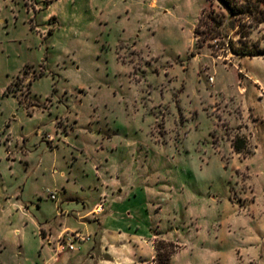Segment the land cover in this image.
<instances>
[{
  "label": "rangeland",
  "instance_id": "rangeland-1",
  "mask_svg": "<svg viewBox=\"0 0 264 264\" xmlns=\"http://www.w3.org/2000/svg\"><path fill=\"white\" fill-rule=\"evenodd\" d=\"M212 11L215 0H0V264L106 257L94 240L58 262L41 248L42 224L102 232L79 224L78 199L106 200L101 223L114 213L105 227L145 240L118 244L123 264L152 254L151 232L171 264H264V58L229 50L232 23L200 47ZM248 41L264 50V23Z\"/></svg>",
  "mask_w": 264,
  "mask_h": 264
},
{
  "label": "crops",
  "instance_id": "crops-1",
  "mask_svg": "<svg viewBox=\"0 0 264 264\" xmlns=\"http://www.w3.org/2000/svg\"><path fill=\"white\" fill-rule=\"evenodd\" d=\"M56 135L58 136V138L51 145V148L54 151H56L59 148L60 143L64 141L62 137L63 133L60 132L59 134L57 132ZM54 171L56 172L57 170L55 169ZM74 186H77V188L81 191H83L86 187L83 181H77V180H75ZM99 192H100V198L106 199L107 197L106 190L103 188V186L101 187V190ZM121 197L122 196L118 195L115 199L119 201ZM55 201H58V198L55 199ZM77 202L78 204H82L81 205L82 207L80 206V211H77L78 220H80L79 224L86 228L93 221H98L102 226V232L100 234L98 233L96 237L93 238L91 235L84 234L83 232L77 230L76 228H71L65 222L60 224L61 228L57 233H55L51 227L47 228L46 225L42 224L38 226L39 233L41 235V241H40L41 248L42 250L53 253L52 259L54 260V262H58L61 260V256L65 253V250L68 249V251L71 252L79 251L81 249L79 245L94 240V247L92 248V250L99 249L101 252H105L106 257L100 256L99 259L94 261L95 258L93 255H91V253L88 255H85L83 253V262L88 260L89 264H123V260L120 259L118 244L119 245L121 244L123 247H127L128 249L132 250L131 243H134V245L139 246L138 244H142V242L145 241L141 238L140 235L123 230L120 227H118L117 229L114 228L112 229L110 226L105 227L110 217L117 219L114 216V213L108 214V212L106 211V213H104L105 215H103L104 221L103 223H101L100 215L105 210L104 204L106 200L103 202H97L93 205L86 203L82 199H78ZM57 205H58V209L62 208V205L60 203H58ZM78 206L79 205H76V207ZM73 207L75 206H72V204H68L66 206V210H61L62 216L64 214H69L70 213L69 209H72ZM64 234H67L66 238H69L70 236L74 237L75 239L74 249L71 250L67 247L66 243H62L61 237ZM150 235L151 236L149 237V239L146 240L145 243L148 244L149 247L151 248L152 254L150 256H141V255L138 256L137 262L136 260H134L133 264H156L155 261L156 250H155L153 237H157V236H155L152 232ZM76 242H79V245ZM77 257L78 255L76 253H73L72 255L68 256V260H67L68 264L72 258H77Z\"/></svg>",
  "mask_w": 264,
  "mask_h": 264
},
{
  "label": "trees",
  "instance_id": "trees-1",
  "mask_svg": "<svg viewBox=\"0 0 264 264\" xmlns=\"http://www.w3.org/2000/svg\"><path fill=\"white\" fill-rule=\"evenodd\" d=\"M211 1V0H210ZM217 1L223 11L220 13H214L212 11L200 19V23L205 26V29L200 31L199 27H196L195 34L197 35V44L200 47L204 46V42L200 41L201 38H208L215 40V44L219 45V39L225 38V26L226 23H232L233 27L238 25V34L240 36V45H237L233 41H229L227 44L229 50L239 56L248 57H260L264 58V50L260 49L257 44H249L248 37L252 29L258 28L264 23V0H215ZM207 40V39H206ZM226 44V43H224ZM214 46V45H213ZM194 54V53H192ZM233 148L241 153L246 148L244 140L233 141ZM156 257L159 260L158 264H171V255H167L165 261H162L159 245L155 243ZM161 257V258H160Z\"/></svg>",
  "mask_w": 264,
  "mask_h": 264
},
{
  "label": "built area",
  "instance_id": "built-area-1",
  "mask_svg": "<svg viewBox=\"0 0 264 264\" xmlns=\"http://www.w3.org/2000/svg\"><path fill=\"white\" fill-rule=\"evenodd\" d=\"M51 198L53 199V200H55V199H57L58 197H57V193L56 192H53V193H51ZM74 241H75V239H74V237L73 236H70L69 238H67V243H66V245H67V247L69 248V249H74Z\"/></svg>",
  "mask_w": 264,
  "mask_h": 264
}]
</instances>
